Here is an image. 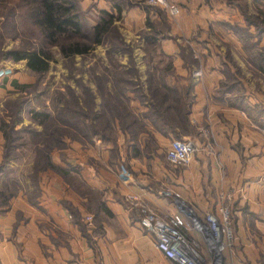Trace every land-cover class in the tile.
I'll return each mask as SVG.
<instances>
[{"label": "crops", "instance_id": "obj_1", "mask_svg": "<svg viewBox=\"0 0 264 264\" xmlns=\"http://www.w3.org/2000/svg\"><path fill=\"white\" fill-rule=\"evenodd\" d=\"M170 1L181 9L172 32L189 40L200 61L197 78L191 81L189 113L196 125L199 151L187 167L176 170L168 163L173 170H166L159 166L155 153L166 149L171 135L154 133L155 148L139 157L130 156L120 131L115 148L101 136L86 149L70 142L69 150L81 167L76 174L79 180L67 183L57 175L41 180L31 201L26 194L29 185L19 180L22 189L0 206V264H175L155 248L153 235L140 227L137 214L128 210L123 198L132 190L158 213L171 214L175 206L157 196L154 190L159 187L179 191L202 211L215 209L220 193L232 190L236 239L226 253V263L264 264V83L261 89H254L253 82L246 84L245 98H236L239 102L230 95L232 87L219 88L224 84L219 64L223 50L207 32L227 21L234 11L230 4L225 0ZM132 3L122 6L116 22L125 41L131 43L137 41L146 19L141 2ZM81 4L93 15L92 23L99 11L113 9L110 0H81ZM162 48L173 56L174 74L187 81L189 69L182 66L176 42L165 40ZM12 73L0 79V96L12 87V80L18 81L15 76L10 79ZM139 142L142 150L144 144ZM2 145L0 132V160ZM110 154L125 160L133 185L128 187L120 179L118 165L108 161ZM57 159L54 156L55 163L62 165Z\"/></svg>", "mask_w": 264, "mask_h": 264}, {"label": "trees", "instance_id": "obj_2", "mask_svg": "<svg viewBox=\"0 0 264 264\" xmlns=\"http://www.w3.org/2000/svg\"><path fill=\"white\" fill-rule=\"evenodd\" d=\"M110 1L112 11H99L96 21L92 23L88 17L89 9L83 8L81 0H0V39L7 31L14 33L12 38L19 35L15 33L21 32L34 39L31 45L14 46L7 50L5 57H11L15 61L25 60L26 67L31 72L41 74L47 71L50 61H54L52 48L55 47L64 58L83 56L97 45H108L106 53L110 56L118 52L131 55L129 44L123 39L116 23L121 18L122 5L115 0ZM144 10L147 28L141 33V37L146 44L155 45L161 51L160 43L157 42V36L161 32L156 30L150 21L149 7H144ZM129 63L133 64L131 60ZM169 67L170 63L166 68L170 70ZM118 68L119 72L108 73L109 78L106 74L97 78L96 94L86 85H79L81 92L67 88L65 94L60 93L61 97L55 106L58 111L56 110L55 114L35 108L27 111L31 113V120L42 127L40 131L30 128L25 130L28 138L31 135V144L35 145L33 152L39 156L41 164L33 171L36 186L38 174L46 170L56 172L68 183L79 180L76 176L79 170L74 166L54 163L51 151L58 150L61 153L66 146L65 138L70 142L81 143L74 134L71 136L72 132L69 131L78 132L83 139H92L91 137L99 132L98 126L94 124L99 121H106L108 131L116 132L119 129L125 136L126 145L131 151L130 156L135 157L148 154L149 149L152 150L155 143L153 132L178 138L195 133V127L189 119L193 101L192 87L184 92L176 84L167 82L166 76L156 72L147 73L143 84L136 68L114 66L115 70ZM260 70L264 74L263 66ZM154 76L158 82H154ZM11 85L21 90L29 87L28 83H19L16 79L11 81ZM96 95L100 96L97 111L93 114L86 112L84 108L91 110L96 105ZM66 96L70 99L67 100ZM132 104L136 106L135 109ZM67 110L73 115V120L62 119L61 115ZM16 116L17 114L8 116L9 118L0 117V132L3 136L0 206L7 205L8 200L22 189L20 181L9 175L12 171L10 163L18 158V149L29 146V141L15 129L19 122V117ZM82 125L84 130L81 129ZM105 131L103 132L107 133ZM139 141L144 144L142 150ZM26 194L31 201L32 197L28 191ZM37 194L36 189L33 196Z\"/></svg>", "mask_w": 264, "mask_h": 264}, {"label": "rangeland", "instance_id": "obj_3", "mask_svg": "<svg viewBox=\"0 0 264 264\" xmlns=\"http://www.w3.org/2000/svg\"><path fill=\"white\" fill-rule=\"evenodd\" d=\"M115 1L120 2L124 8L131 7V5H133L132 1L141 2V6L143 8L146 6L149 7L150 21L156 27V30L161 32L157 36V42L159 41L160 43L161 51H159V48L155 45L146 44L144 38L141 37V33L147 28L145 19L144 28L138 30L139 32L137 35L139 38H136L137 41L134 42V40L132 43L125 41L129 44V47L132 51L131 55L128 53L118 52L110 56L106 53L108 45H97L92 51L83 56L75 55L71 58H64L57 52V47H55L52 48V52L54 53V61H50L47 71L41 74H36L31 72L26 67L25 60L15 61L11 57H5L7 50H10L14 46L24 47L26 44H33V38H31L27 33L21 32L15 33H19V35H15V37L12 38L14 33L7 31L3 34L2 39H0V42L3 40L2 44L0 45V67H12L11 69L13 75L10 77V79L15 76L18 78L19 83L29 84V87L24 90L19 88L16 89L14 86H10L3 91V95L0 96V117L15 116V114H17L16 117H19V122L16 124L15 129L18 130V132L20 131L18 133L19 135L24 136V138L29 141L28 147H21V149H18V152H16L18 154V158L14 162L10 163V168L12 171L9 175L11 178H16L22 182H27L29 185L27 191L29 192L30 197L34 195L36 189L39 191L38 185L41 180L47 181L52 179L53 175H57L59 177L60 175L54 171L46 170L43 171V173L38 174L39 179H36L37 186L35 184L36 181L33 180L36 178L33 175V171L34 169L41 166V164L39 156H37L36 152H33L35 145L31 144V135H29L28 138L25 130L26 128H30L40 131L42 130V127L35 121L31 120V113L27 112L28 110L30 111L31 108H35V110H45L55 114L57 110L55 106L58 104L59 97H61L60 93L65 94L67 88H72L76 92H81L79 85H86L91 89V92L96 94L97 78L99 76L106 75L108 77V73L119 72L120 68L116 70L114 69V66L116 65H121L122 68H136L140 81L143 84L146 81L145 78L147 73L156 72L162 76H166L167 82L176 84L184 92L187 88L191 87L192 79L197 78V71L200 67L199 57L185 36L172 32V22L176 17H169L163 8L157 5H150L146 2V0ZM225 1L227 4H230V7H232L234 11L230 12L226 22L223 21L216 23L214 26L209 27L207 35L210 37H215V43L213 42L214 45L218 48L222 47L223 50L220 52L221 55L219 58V64L224 73V84L219 88L223 90L225 87L226 89L228 87H232V89H230L232 90V94L230 95H232V98H235L236 100V98H239L240 96L245 98L246 84H252L253 82L254 89H261L260 86L262 83H264V78L260 70V67H264V0ZM91 16L93 15H88L89 18H91ZM168 39L176 42L178 56L182 59V66H185L189 69L187 81L183 80L181 76L174 74L175 64L173 56L167 55L163 51L162 43ZM130 60L133 64L129 63ZM169 63L170 70L166 68ZM156 68L158 69L157 71ZM153 80L154 82H158L156 77L153 78ZM106 84L110 86L109 82ZM144 89L147 92L145 87ZM234 94H237V97L234 96ZM65 98L67 100L70 99L68 96ZM94 100L97 106L95 105L91 110L84 108L87 110L86 112L93 114L97 111V107L100 102V96L96 95ZM236 101L239 102V100ZM63 103H65V101H63ZM131 106H133L134 109L136 107L133 104ZM61 116L62 119L66 120L74 119L73 115L68 110ZM94 124L98 126L99 132L95 133L91 137L92 139H90V137L83 139L81 138V135L75 131L69 132H72L71 136L74 134L77 140L81 141L80 145L83 149H86L93 143L96 144L95 142L100 136L106 141H114L113 143L111 142L112 144H110V146L115 148L116 138L118 136V131L120 130L118 129L116 132L108 131V126H106L105 120ZM191 124L195 127V133L189 134L188 137L196 141V125L194 123ZM81 129H85L83 125ZM103 131L107 133H104ZM103 134L108 136H104ZM143 138L147 139L146 137ZM171 138L174 139L178 137L171 136ZM124 141L126 142V139H124ZM65 142L66 146L63 148L61 153L58 152V150L51 151L52 160L54 161V156H56L58 158L57 160L63 166H74L77 168V171H80L81 167L75 163L76 159L74 158L73 153L69 150L70 140L65 138ZM96 147L99 148V146ZM161 148L166 150L164 147ZM163 149L159 150V153H155V155H158L157 160L159 166L166 170H173L172 166H170L165 159V151ZM149 152L151 153L152 150L149 149L148 153ZM83 161L86 160L84 159ZM87 161L89 160L87 159ZM108 161L110 164H113V162H116L117 164L118 158L116 156L114 157L112 154ZM93 162L96 161L93 160ZM148 162L152 163L154 161L150 160ZM181 168L185 167H175L174 169L178 170ZM149 171L152 172L151 169H149L148 172ZM60 178L63 179L62 177Z\"/></svg>", "mask_w": 264, "mask_h": 264}, {"label": "built area", "instance_id": "obj_4", "mask_svg": "<svg viewBox=\"0 0 264 264\" xmlns=\"http://www.w3.org/2000/svg\"><path fill=\"white\" fill-rule=\"evenodd\" d=\"M163 8L169 17L180 14V7L170 0H146ZM12 69L0 67V79ZM207 136V133L203 131ZM212 147L211 142L208 143ZM200 146L190 137L171 139L165 150L166 161L174 167H187ZM212 151V150H211ZM119 177L128 187L134 178L125 160L118 157ZM157 196L175 206L171 214L158 213L142 195L130 190L124 194L128 210L137 214L139 225L154 237L155 248L175 264H227L226 253L232 250L236 233L232 218L233 191L222 192L213 210L202 211L173 189L159 187ZM91 220V216L86 217Z\"/></svg>", "mask_w": 264, "mask_h": 264}]
</instances>
